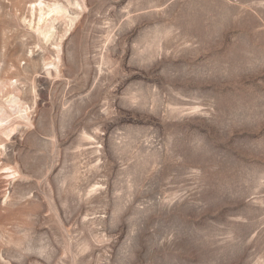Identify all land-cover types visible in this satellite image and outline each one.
<instances>
[{"label": "rangeland", "instance_id": "374dc122", "mask_svg": "<svg viewBox=\"0 0 264 264\" xmlns=\"http://www.w3.org/2000/svg\"><path fill=\"white\" fill-rule=\"evenodd\" d=\"M0 264H264V0H0Z\"/></svg>", "mask_w": 264, "mask_h": 264}]
</instances>
